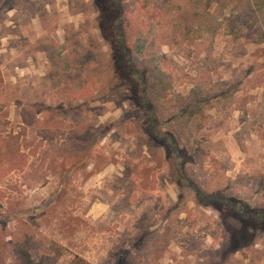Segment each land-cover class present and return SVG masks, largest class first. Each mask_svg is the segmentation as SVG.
<instances>
[{
  "label": "rangeland",
  "instance_id": "1",
  "mask_svg": "<svg viewBox=\"0 0 264 264\" xmlns=\"http://www.w3.org/2000/svg\"><path fill=\"white\" fill-rule=\"evenodd\" d=\"M64 10L88 33L15 84L24 12ZM235 111L264 121V0H0V149L17 135L25 155L0 172V260L25 248L40 264H264V169L229 176L218 135Z\"/></svg>",
  "mask_w": 264,
  "mask_h": 264
},
{
  "label": "crops",
  "instance_id": "2",
  "mask_svg": "<svg viewBox=\"0 0 264 264\" xmlns=\"http://www.w3.org/2000/svg\"><path fill=\"white\" fill-rule=\"evenodd\" d=\"M46 16L48 19L50 18L49 22L45 20ZM55 20H59V22H54ZM85 20V13L75 14L65 10L56 18L51 11H46L43 14L24 12V27L21 28V35L24 36V63L20 66L11 65L21 68L20 78L13 82L17 84L20 81L26 85L25 83L28 81L30 84H36L35 80H31L34 76H46L48 74L46 70L50 67L48 53H50L51 47L49 46H54V44L60 45V51L64 52L69 60L71 53L76 50L78 36L84 37L88 33L81 28ZM27 52L34 53L35 56L27 54ZM237 112H234L228 130L218 131L219 140H223L233 164V170L229 172V176L233 177L244 170L246 171L248 166L264 169V121L261 120L255 126L246 127L245 122L237 121ZM263 115L260 113L259 119H262ZM250 118L253 116L250 115ZM243 128L246 132L242 137L240 131Z\"/></svg>",
  "mask_w": 264,
  "mask_h": 264
},
{
  "label": "trees",
  "instance_id": "3",
  "mask_svg": "<svg viewBox=\"0 0 264 264\" xmlns=\"http://www.w3.org/2000/svg\"><path fill=\"white\" fill-rule=\"evenodd\" d=\"M232 28H234L233 32H235V25H232ZM238 34V33H236ZM199 108V102L196 103L195 105L191 106L190 109L187 110V116L189 117H193L197 111V109ZM159 141H161L162 143H164L169 152H170V162L174 160V165L173 166H178L176 164L175 160L181 159L183 163L179 164V170H180V174L182 175V169L184 168V165L189 162L185 159L186 153L183 151H180L178 148V143L177 140L175 139L174 136L171 135H167L161 138H158ZM4 143V147L1 150V154L0 155V172L5 171L4 173H8L10 171H13L15 169H21L24 167L25 163H24V157L25 155L22 153L21 149H20V145H19V137L17 135H11L8 139H3L2 140ZM8 164L9 167H3V164ZM176 168V167H175ZM180 182H182L180 180ZM187 182L189 183V185H193V183L187 179ZM209 197H204L202 199V201H206L208 200ZM223 197H216L213 199V203L215 207H217L218 205V209L221 212H224L225 210H229V212L231 213H237V208L240 207V210L238 211L237 214H239V216H241V218L243 219H251L254 221H257V215L258 213L255 211H249L247 205L241 204V203H234V205H229L230 200L227 199V201L221 200ZM242 206L246 207V211L243 210ZM225 213V212H224ZM256 213V215L254 214ZM256 218V219H255ZM0 264L2 263V260H0ZM10 264H40L34 261L32 255L24 248H20L18 251V254L15 257V260L13 261V263ZM70 264H93L89 261H87L86 259L82 258V257H76L75 259H73L71 261Z\"/></svg>",
  "mask_w": 264,
  "mask_h": 264
},
{
  "label": "flooded vegetation",
  "instance_id": "4",
  "mask_svg": "<svg viewBox=\"0 0 264 264\" xmlns=\"http://www.w3.org/2000/svg\"><path fill=\"white\" fill-rule=\"evenodd\" d=\"M201 193H199L200 195ZM221 200H224V201H227V198L226 197H223ZM243 210L246 211V207L245 206H242ZM256 215V213H254ZM264 216V214H263ZM256 219V218H255Z\"/></svg>",
  "mask_w": 264,
  "mask_h": 264
},
{
  "label": "water",
  "instance_id": "5",
  "mask_svg": "<svg viewBox=\"0 0 264 264\" xmlns=\"http://www.w3.org/2000/svg\"><path fill=\"white\" fill-rule=\"evenodd\" d=\"M199 193H200V189L197 188V194H199Z\"/></svg>",
  "mask_w": 264,
  "mask_h": 264
}]
</instances>
